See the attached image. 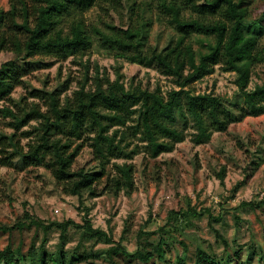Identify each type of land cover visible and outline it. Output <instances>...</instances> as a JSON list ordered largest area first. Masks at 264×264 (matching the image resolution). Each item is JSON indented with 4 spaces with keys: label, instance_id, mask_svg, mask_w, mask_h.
I'll return each mask as SVG.
<instances>
[{
    "label": "rangeland",
    "instance_id": "374dc122",
    "mask_svg": "<svg viewBox=\"0 0 264 264\" xmlns=\"http://www.w3.org/2000/svg\"><path fill=\"white\" fill-rule=\"evenodd\" d=\"M136 1L134 5V0H123L116 14L95 5L85 18L89 25L105 28L104 20L121 23L122 19L129 23L142 16L152 17L150 41L162 49L177 37V31L168 15L158 16L157 0ZM28 2L32 5L34 0ZM249 6L254 16L264 12V0H252ZM10 7L11 0H0V9ZM30 7L32 11L34 6ZM93 39L92 49L82 58L59 59L44 53L28 56L24 52L1 51L0 64L13 59L27 69L23 83L12 91V99L0 100V107L8 106L23 113L39 105L45 111L47 99L32 96L30 90H52L67 82L69 90L63 93L64 98L72 95L80 82L87 80L89 87L98 69L112 79L121 70L127 86L131 83H142L151 89L160 86L164 93L177 87L170 76L157 68L117 59L101 46L97 34ZM195 45L201 47L197 42ZM261 45L264 46V35ZM236 78L235 71H225L217 65L213 73L192 83L195 92L220 94L239 117L226 131H215L209 141L195 143L191 135L194 129L190 128L187 138L178 142L173 151L153 157L139 136L130 133L124 139L122 143L128 150L139 148V152L132 158H113L107 168L114 175L117 171L112 170L113 162L134 163L132 190L125 188L98 196L88 192L82 197L70 194L50 169L26 165L15 153L13 165L0 164V225L13 227L11 231L0 228V248L11 242L20 249L23 254L16 255L18 264H56L51 256L55 257L59 250L66 256L63 264H111L108 255L111 246L121 244L134 252L142 237L158 242L164 234L173 241L165 260L154 256L143 261L123 252L116 254L115 260L118 264H175L179 256H185L195 264L196 252L202 248L222 259L230 253L225 264H264L260 258L264 257V113L242 114L237 109L235 103L241 98ZM263 81L264 63L258 62L249 88ZM11 120L13 117L0 113V134L16 132L19 146L28 150L35 134L31 137L23 132L33 130L40 120L33 119L18 131ZM9 142L6 140V145L0 146V156L15 151ZM81 167L91 172L101 170L89 144L76 159L75 168ZM244 201L257 205H245ZM31 218L43 220L45 226L30 225ZM86 218L91 219L94 227L106 230L114 241L106 243L91 237L82 227ZM67 220L75 223H70L63 233L56 222ZM21 222L26 225L21 227ZM33 245L35 256L29 253Z\"/></svg>",
    "mask_w": 264,
    "mask_h": 264
},
{
    "label": "trees",
    "instance_id": "16d2710c",
    "mask_svg": "<svg viewBox=\"0 0 264 264\" xmlns=\"http://www.w3.org/2000/svg\"><path fill=\"white\" fill-rule=\"evenodd\" d=\"M251 1L157 0L158 16L168 15V21L177 31V37L160 49L150 41L152 17L142 16L129 23L122 19L121 23L104 20L105 28L88 24L86 12L95 5L116 14L123 0H34L32 5L28 0H11L8 10L0 9V52L12 50L28 56L44 53L59 59L82 58L92 49L93 35L97 34L101 46L110 55L155 67L170 76L177 87L164 93L160 86L154 89L142 83L127 86L121 70H117L112 79L98 69L89 87L87 80L80 82L72 95L64 98L63 93L69 90L67 82L52 90L33 88L30 90L32 96L47 99L45 111L39 105L23 113L8 106L0 107L3 116L13 117L11 121L16 131L33 119L40 120L33 130L23 132L25 136L35 134L28 150L19 146L16 132L0 134V146L6 145L8 140L15 148L13 153L0 156V164L13 165L17 153L26 165L50 169L67 193L80 197L86 192L98 196L125 188L132 190L135 187L134 163L113 162L112 170L117 171L114 175L107 168L113 158H132L139 152V148L128 150L122 143L130 133L146 143L151 156L158 157L173 151L178 142L187 138L190 128L194 129L192 139L202 144L209 141L215 131H226L239 118L220 94L198 93L192 88V83L213 73L217 65L237 73L241 98L235 103L237 109L242 114L264 113V81L249 88L254 67L258 62L264 63V46L261 45L264 12L252 15ZM134 5H137L136 0ZM30 6H34L32 11ZM196 42L201 47H197ZM26 69L13 59L0 64V100L12 99V91L23 83ZM87 144L101 164L98 172L75 168L76 159ZM243 204L257 205L254 201ZM56 223L64 233L67 226L75 222ZM32 224L45 226L41 219L31 218ZM25 225L21 222V227ZM82 227L91 237L106 243L114 241L106 230L94 227L90 218H86ZM0 228L13 229L7 225H0ZM144 237L134 252L127 251L121 244L111 246L108 249L111 264H118L114 256L121 252L149 261L154 256L165 260L172 251L173 241L164 234L158 242ZM181 242L187 250L186 243ZM18 253L23 254L9 242L0 248V261L18 264ZM29 253L35 256L34 245ZM65 257L63 250H59L51 259L63 264ZM230 257L229 253L225 259ZM45 259L43 256L42 260ZM225 259L199 248L195 264H225ZM175 264L191 263L185 256H179Z\"/></svg>",
    "mask_w": 264,
    "mask_h": 264
}]
</instances>
